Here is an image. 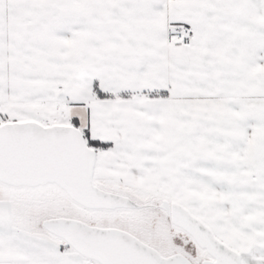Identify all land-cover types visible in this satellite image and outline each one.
<instances>
[{
    "label": "snow or ice",
    "instance_id": "1",
    "mask_svg": "<svg viewBox=\"0 0 264 264\" xmlns=\"http://www.w3.org/2000/svg\"><path fill=\"white\" fill-rule=\"evenodd\" d=\"M0 264H264V0H0Z\"/></svg>",
    "mask_w": 264,
    "mask_h": 264
}]
</instances>
